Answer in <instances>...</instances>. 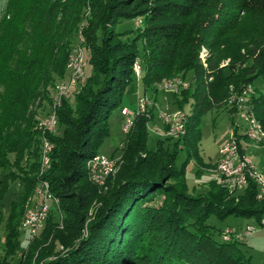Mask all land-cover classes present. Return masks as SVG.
<instances>
[{"label":"trees","instance_id":"trees-1","mask_svg":"<svg viewBox=\"0 0 264 264\" xmlns=\"http://www.w3.org/2000/svg\"><path fill=\"white\" fill-rule=\"evenodd\" d=\"M23 1L24 17H12L0 37V228L4 224L6 231L0 240V264H30L33 258L42 264H251L240 248L243 241L225 240L223 229L208 220L259 221L264 196H257L252 181L243 191L229 192L219 180L210 181L204 193L191 194L184 166L193 158L200 173L212 167L198 155L199 126L208 111L224 107L227 86H234L237 98L264 77V0ZM138 19L141 26L117 29L123 21ZM242 20L254 26L244 53L230 54L229 63L218 68L221 39ZM78 34L81 41L72 49L70 39ZM204 47L209 57L202 63ZM77 48L86 51L84 70L89 64L92 74L70 91L74 105L66 99L52 103L56 126H63V133L42 130L33 105L37 100L51 104L49 88L55 78L64 80L66 72L68 77ZM136 62L140 76L144 67L145 89L175 77L185 81L191 72L188 86L173 94L179 111L192 100V114L185 113L182 137L158 140L156 149L149 151L146 124L152 117L138 113L125 133L118 170L100 187L91 181L87 164L109 135L112 110L134 91ZM252 94L248 108L264 138V94ZM232 137L243 155L245 137L237 135V128ZM44 143L49 168L40 172ZM180 149L187 159L177 168ZM25 155L33 159L30 174L19 166ZM42 179L58 207L47 215L42 239L30 236L34 238L26 245L24 259L14 262L21 248L23 202ZM11 181H18L22 190L5 216L2 197ZM56 243L61 250H54Z\"/></svg>","mask_w":264,"mask_h":264},{"label":"rangeland","instance_id":"rangeland-1","mask_svg":"<svg viewBox=\"0 0 264 264\" xmlns=\"http://www.w3.org/2000/svg\"><path fill=\"white\" fill-rule=\"evenodd\" d=\"M26 10V2H24L23 0H0V37H2L3 35L4 28H7L13 22L12 17H15L16 15H18L20 18L24 17ZM83 12L88 15L87 10L84 9ZM84 21L85 19L82 20V22ZM137 26H141L140 19L134 22L123 21L117 29L119 31H124L127 28L133 27L134 29ZM253 32V23L250 20H242L237 23L235 29L231 31L227 37L221 39V46L218 49L219 53L215 58V62L218 68L224 67L229 63L230 54L237 53L238 50L240 54L244 53V44L247 43ZM70 40L73 42L72 49L74 47L79 46V43L81 41L79 38V34L74 35L73 37H71ZM203 49L204 59H207L209 57V53L207 52V49L205 47ZM83 72L84 78L89 77L92 74L91 66L88 64ZM69 73L70 72L68 70V77L66 72L64 80L55 78L53 84L55 85L56 83L58 84V82L60 81H66L69 78ZM143 75L144 67L142 66L141 76L140 78L137 77L134 91L126 93L123 97L120 106L112 110L108 119L109 135L103 141L102 145L98 150V155L105 156V160L112 161L114 172L118 170L116 161L120 159L122 149L125 144L126 135L128 134H125L126 130L123 129L124 116L121 114L122 108L134 110L138 98H148V104L144 114H146L148 117H150L151 115L152 117L146 124V148L149 151H154L156 149L158 140L168 138V136L164 135L165 125L161 118H159L160 114H169L178 110V106L175 103L173 91L164 88H157L156 86L145 89L142 83ZM191 78L192 73L188 72L186 74L185 81L182 78L181 80H183V82L188 86V82L191 80ZM54 85L49 88V98L51 104L50 102L47 103L45 101L37 100L33 105V108L36 107L34 110L36 111L37 122L46 120L48 114L51 112L52 103L54 101V98L56 97ZM251 88L253 91L252 95H254L255 92L264 94V77L260 76L256 78L252 83ZM234 92V86L228 85L227 98L223 103L224 107L213 108L201 118V125L199 126L201 140L198 145V155L201 158L203 164L212 167L208 169H203L200 173L198 171L196 160L193 158H191L184 166L183 164L187 159L186 152L183 149H180L178 151L175 165L177 168H181L182 166H184L185 182L187 185V189L191 194L204 193L207 190L208 183L210 181L219 180V175L217 174L218 172L215 167V163L217 166V160L219 159V151L232 138L234 128H237L238 136H244L243 134L246 127L245 118L241 115H236L234 117L235 108L233 107L234 105H232V103H235L237 101L236 98H233ZM62 99L66 98L64 97ZM66 100H68L71 105H74L75 99L73 93L70 95L69 98L67 97ZM191 103L192 100H189L188 103H185L182 106V110L188 116H191L192 114ZM230 108H232V113H229ZM156 129H159L160 131L157 133ZM56 132L61 135L63 133V126H60L59 124L57 126L55 125L52 130V133ZM261 143L262 142L255 143L247 139L241 140V144L244 149V156L252 161L253 166L255 167L258 173H264V144ZM166 144L168 143L166 142ZM10 160L13 162V155H10ZM32 162L33 159L31 157H28V155H25L22 161L20 162V169L23 170V172L30 174L29 164H31ZM113 171L111 174L114 173ZM12 172L16 174H22V172L16 169L15 167H12ZM35 186L33 187L32 192L27 196V198L23 202V212L21 214L20 220L22 219L23 214L28 205L31 206L38 204V198L35 193L33 194L34 188H37ZM21 190L22 186L19 185L18 181L8 182L2 197V203L4 208L3 210L5 216L7 215L11 204L18 202ZM47 204L50 205L49 212L56 211L55 208L57 207V205H54L53 201H48ZM44 223L45 222H43L41 229H39L34 234H30V236L34 235L35 239L41 240V234L45 228ZM208 223L218 229L234 228L235 230H240L241 228H245L246 224H253L257 226V230L255 232L245 237L243 243L240 245V248L245 253V255L250 258L251 264H264V227L259 224V221H256L253 218L235 219L233 217H229L225 221H220L214 216H212L208 220ZM5 233V225L3 224L0 228V240L2 242L4 241ZM18 233V240L21 244V248L15 252V254L13 255V259L10 258L14 262L24 259L25 254H27L28 251L26 245L29 240L33 241L32 238H34L30 237L25 230H22L20 228V224L18 225ZM61 248L62 247L59 246L58 243H56L54 250L58 251L61 250ZM1 254H3V249H0V255ZM49 259L47 258L46 261H49ZM30 264H42V262L34 260L33 258Z\"/></svg>","mask_w":264,"mask_h":264},{"label":"bare ground","instance_id":"bare-ground-1","mask_svg":"<svg viewBox=\"0 0 264 264\" xmlns=\"http://www.w3.org/2000/svg\"><path fill=\"white\" fill-rule=\"evenodd\" d=\"M203 51H204V49L202 48V51L200 54V58H201L202 63L205 62ZM86 60H87V56L86 55L84 56V52L80 48H77L73 51V54H72L70 61H69V64H68V67L70 69V76H69L67 81L59 82L56 85V87H55L56 97L54 98L55 103H59V101L65 97V92L67 94V97H69L70 91L72 89H74L79 82L84 81L85 78H84V72L83 71H84V67L86 64ZM82 63H83V67H81L82 80H80L79 71L75 70V66H77V64H82ZM135 67L137 68V71H138V72H136V75L139 77L140 76V65L138 62L135 63L134 69H135ZM164 83L167 86H174V85L180 83L181 85H178V89H180L181 87L182 88L186 87V84L180 78L175 77V78H172L169 80H164L161 83L157 84L156 85L157 88H164ZM63 84H69V85H65V89H64ZM249 90H248V86H247L241 92V94L239 96H237L236 99L238 101V98H240V102L246 104V108L242 109V115H250V117H252L253 127H250V133L248 130L245 129L243 135L245 136V138L247 140L253 141L255 143L256 142L259 143L262 141L261 126L258 123V121L254 118L253 114L249 111L248 96L251 93H253L251 86H249ZM233 98H235V97H233ZM139 101L142 104H140V106H138V113H145V110H146V107L148 104V100L145 97H140ZM171 115H180V111L176 110V111L172 112ZM159 118H161V120L163 121L162 115H160ZM185 122H186V115L183 114V122H180V131H178V138L182 137L185 133ZM132 124H133V121H131V123L126 124L125 130L126 131L129 130L131 128ZM55 125H56V115H55L54 111H51L48 114V117L46 120L39 121L38 128L45 130V131H52L53 128L55 127ZM165 127H177V120L165 119ZM157 130H159V129H156V132L158 133ZM164 132H165L164 135H166L168 137L177 138V131L176 130H169V128H165ZM230 141H231V139H230ZM227 143L220 149V152H229V144H227ZM237 146H238V144H237ZM46 149H47V147H46V144L44 143L42 153H41L40 172H43L44 170L49 168V158L47 156V150ZM247 160H250V159L247 158ZM93 162H97V156H95L94 159L89 161L87 164L90 179H91V181H93L94 183L97 184V178L95 176H93L91 173V171H93ZM221 163H223V156H220V154H219V159L217 160V166H216V169L218 172L217 174L219 175V181L223 187L230 189V183L234 182V174L233 173H237V166H230V172L229 171H223L220 167ZM108 165H109V168H107L106 172L101 173V178L99 181L100 187L105 186L106 178L113 171V164H112L111 160H101V167H108ZM252 172H257L253 165H252ZM247 185H248V182H240V189L246 188ZM43 190H45V192H50L49 184L45 181L38 184L37 188L34 189V193L36 194L38 199H43ZM262 196H264V194L259 195V197H262ZM51 197L53 199L54 205H58V200L56 198H54L52 193H51ZM37 206H38V204L27 206V208L23 214V217L20 220V228L22 230L25 229L26 222L31 220L32 213L35 212V208H37ZM49 209H50V205L47 204V210L41 212L42 223L39 224V227L37 228V230H33L32 234L36 233L39 229H41L43 222H45V220H46ZM223 238L225 240L233 239V238H226L225 236ZM237 240H240V239H237Z\"/></svg>","mask_w":264,"mask_h":264},{"label":"built area","instance_id":"built-area-1","mask_svg":"<svg viewBox=\"0 0 264 264\" xmlns=\"http://www.w3.org/2000/svg\"><path fill=\"white\" fill-rule=\"evenodd\" d=\"M86 55V51L84 50V56ZM81 67H83L82 64H77L75 66V70L79 71V77L80 80H82L81 76ZM137 68L135 67L134 73L136 75ZM65 85L69 84H63L64 89ZM178 85L176 84L174 86H167L164 83V89L170 90L174 92H178ZM249 90V85H248ZM250 91V90H249ZM251 92V91H250ZM65 98L67 99V94L65 92ZM139 99L136 102V107L134 110H129L126 108L121 109V114L124 116V123H123V129H125L126 124L131 123V121H134L135 116L138 115V106H140ZM235 108L234 117L236 115H241L245 118L246 127L245 129L249 131L250 133V127H253L252 123V117L250 115H242V108H246L245 103L240 102V98H238V101L235 103H232ZM183 114H185L184 111H181L180 109V115H171V113H161L160 115L163 116V123L165 125V119H175L177 120V127H165L169 128V130H176L177 131V138H172L174 140L179 139L178 138V131H180V122H183ZM158 132L160 130H157ZM229 144V152H220V156H223V163H221V169L223 171H229L230 172V166H237V173L234 174V182L230 183V189H227L230 191H243L244 189H240V182H248L252 181L257 188V196L260 194H264V173H258V172H252V161L247 160V157L242 155L240 152V147L237 146V139L231 138V141L228 142ZM105 156L97 155V162H93V171H91L92 175L97 178V185L99 186V181L101 178V173L106 172L108 167H101V160H105ZM46 182V180L42 179ZM53 201L51 197L50 192H45L43 190V199H38V206L35 208V212L32 213V218L28 222H26L25 225V231L30 234H32L33 230H37L39 227V224L42 223L41 219V212L47 210V202ZM58 207V206H57ZM259 224L264 227V217H262L259 220ZM257 230V226L253 224H246L245 228H242L240 230H235L234 228H224L222 231V236H225L226 238H233V239H240L243 241L246 236L250 235L251 233L255 232Z\"/></svg>","mask_w":264,"mask_h":264},{"label":"crops","instance_id":"crops-1","mask_svg":"<svg viewBox=\"0 0 264 264\" xmlns=\"http://www.w3.org/2000/svg\"><path fill=\"white\" fill-rule=\"evenodd\" d=\"M139 99V98H138Z\"/></svg>","mask_w":264,"mask_h":264}]
</instances>
